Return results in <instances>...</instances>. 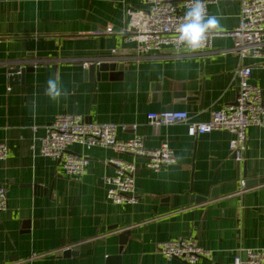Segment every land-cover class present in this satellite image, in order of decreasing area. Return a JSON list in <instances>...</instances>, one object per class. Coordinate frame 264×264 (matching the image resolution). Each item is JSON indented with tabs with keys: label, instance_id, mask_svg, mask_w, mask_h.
Returning a JSON list of instances; mask_svg holds the SVG:
<instances>
[{
	"label": "crops",
	"instance_id": "0c3cea01",
	"mask_svg": "<svg viewBox=\"0 0 264 264\" xmlns=\"http://www.w3.org/2000/svg\"><path fill=\"white\" fill-rule=\"evenodd\" d=\"M207 1V14L222 26L210 32L209 49L139 55L124 34L128 13L145 10L139 0H0V143L8 149L0 162L7 197L0 264H184L157 250L158 243L178 238L212 252L211 261L195 264H232L244 250L264 251V183L239 193V180L264 178V128L246 129L238 168L229 149L232 134L191 137L185 123L155 131L146 120L147 113L172 107L185 111L189 122L209 121L213 111L235 102L241 64L251 68L250 83L261 88L264 106L261 60L240 61L230 51L241 0ZM107 28L112 33L97 34ZM105 61L122 68L90 78L83 67ZM14 67L32 71L23 83L9 84ZM49 78L67 93L58 102L45 94ZM65 113L114 124L118 140L140 137L147 149L166 142L177 164L152 172L144 158L72 145L67 152L88 164L83 175L68 176L60 162L38 154L46 127ZM114 158L136 167L133 205L106 198L104 178L113 175ZM85 243L83 252L64 257Z\"/></svg>",
	"mask_w": 264,
	"mask_h": 264
},
{
	"label": "built area",
	"instance_id": "2783aa9c",
	"mask_svg": "<svg viewBox=\"0 0 264 264\" xmlns=\"http://www.w3.org/2000/svg\"><path fill=\"white\" fill-rule=\"evenodd\" d=\"M144 11H131L124 31L125 40L135 43V51L146 55L169 48L189 50L177 39V30L184 22V13L192 6L193 0H139ZM209 1L204 0L207 11ZM238 25L228 36L232 40L230 51L242 61L253 57L261 60L264 68V0H241L239 5ZM111 28L97 34H110ZM213 34L209 33L206 41L197 52L210 48ZM89 63H83L87 68ZM238 91L235 102L225 105L211 113L207 122H189L185 111L170 110L149 112L147 123L155 131L160 127L176 123L187 125V134L191 137L222 131L234 137L229 142V149L239 164L246 149L245 131L249 127L264 128V106L261 88L250 83L251 68L240 65L235 71ZM134 128V127H132ZM117 126L114 124L88 123L77 114H60L54 117L46 127L45 134L39 141L38 154L58 161L66 175L78 177L84 174L88 159L83 155L68 153L72 145L83 149L103 147L116 154L144 158L145 168L158 172L162 167L174 166L177 159L166 142L156 149H147L140 137L122 141L116 137ZM7 146L0 143V162L7 157ZM113 175L105 177L106 198L114 205L137 202L135 193V172L133 163L121 159H110ZM247 190L245 180H239V193ZM7 209L6 189L0 186V212ZM158 252L167 260H178L184 264H195L199 259L212 260V252L200 247L192 238H178L157 244ZM233 258L232 264H264V251L244 250Z\"/></svg>",
	"mask_w": 264,
	"mask_h": 264
},
{
	"label": "clouds",
	"instance_id": "9594fccd",
	"mask_svg": "<svg viewBox=\"0 0 264 264\" xmlns=\"http://www.w3.org/2000/svg\"><path fill=\"white\" fill-rule=\"evenodd\" d=\"M222 31L219 19L207 14L204 0H193L192 6L184 13V22L180 24L176 39L187 49L195 51L206 41L210 32ZM45 94L53 101H59L63 95L60 83L56 78L46 82Z\"/></svg>",
	"mask_w": 264,
	"mask_h": 264
},
{
	"label": "water",
	"instance_id": "95a60500",
	"mask_svg": "<svg viewBox=\"0 0 264 264\" xmlns=\"http://www.w3.org/2000/svg\"><path fill=\"white\" fill-rule=\"evenodd\" d=\"M121 66H118L115 64V62H99V63H95V64H90L87 68V74L89 75V77L91 78L92 76H95L96 78H98L99 76L101 78H105L106 75L108 74V72H114L116 69H118V71L121 70ZM32 69L31 68H23V69H19L18 67H14L12 69L8 70V81L9 84L12 83H23L24 82V75L28 72H31ZM176 97H180L182 98L183 95H178ZM172 110V107H169L167 111ZM238 168H239V164H238ZM243 178H245V175H243ZM262 184L264 183V178L261 179H253V180H245V186L248 189L251 186H255L256 184ZM199 200H205V199H200L199 197H197L195 199V201H199ZM30 223L26 222L23 224L24 228H30ZM128 236V232L124 231L120 237H119V243L120 245H123L125 243L126 237ZM90 243H85L83 245L80 246L78 251H73L71 249H68L66 251H64V257H69V256H76L78 255L80 252H83L85 247H88Z\"/></svg>",
	"mask_w": 264,
	"mask_h": 264
}]
</instances>
